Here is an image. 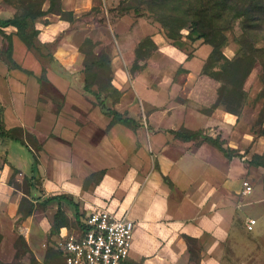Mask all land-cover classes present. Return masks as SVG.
I'll return each instance as SVG.
<instances>
[{"label": "crops", "instance_id": "1", "mask_svg": "<svg viewBox=\"0 0 264 264\" xmlns=\"http://www.w3.org/2000/svg\"><path fill=\"white\" fill-rule=\"evenodd\" d=\"M47 26L41 30L36 27L38 42L44 45L50 43V32L62 33L66 28L63 22ZM70 77L57 79L64 96L68 95L65 88ZM27 82L28 87L35 84L34 92H21ZM165 85L163 80L158 84L163 88ZM38 89L33 77L0 63V129H25L40 146L35 152L22 137L18 141L0 135V215L17 214L22 198L40 204L48 197L67 195L78 205L81 220L93 210L107 209L116 217L133 221L127 264H264V190H253L250 185L251 193H243L237 178L241 174L232 181L230 159L215 147L203 138V143L195 145L194 138L185 140L182 136L192 133L156 126L146 130L139 123L138 139L132 133L127 145L132 153L125 157V164H119L118 149L125 142L118 137L130 128L115 123L108 135L94 138L96 128L111 121L105 117L98 122L104 112L100 107L86 111L87 123L81 127L68 114L51 113L39 106L43 95ZM120 106L121 102L115 106L119 114ZM220 112L215 109L212 116L220 117ZM175 147L181 149L180 153ZM151 151L156 169H150L148 157L146 163L143 161ZM50 156L58 160L51 182L47 168ZM98 171L104 173L101 180L84 190V179ZM12 179L20 185L33 182L30 196L16 188ZM59 204L74 222V208L63 201L48 204L45 211L49 214L36 207L20 222L18 229L31 250L32 242L37 247L44 245ZM250 219L255 225L248 231Z\"/></svg>", "mask_w": 264, "mask_h": 264}, {"label": "rangeland", "instance_id": "2", "mask_svg": "<svg viewBox=\"0 0 264 264\" xmlns=\"http://www.w3.org/2000/svg\"><path fill=\"white\" fill-rule=\"evenodd\" d=\"M28 2L32 4L30 10H40L44 14L35 21V28L41 30L48 28L49 23L63 22L66 24L65 31L50 32V43L47 45L39 43L37 36L31 46H26L16 36L15 29L7 28L5 33L12 36L11 57L18 68L7 61V41L1 35L0 63L36 80L40 96L43 95L39 98V106L44 110L68 114L70 120L84 127L87 123L86 111L99 107L93 95L99 92L105 96L104 104L108 109L116 111V104L121 102L120 114L133 118L146 130L156 126L161 130L172 128L185 133H199L192 140L195 145L203 143L205 136L218 138L224 148L233 151V158L228 160L232 181L235 180L233 177L241 174L243 179L237 177L239 183L247 181L253 190H264V169L251 164L256 156H264L263 68L256 66L248 74L243 84L246 100L238 116L216 106L220 99L231 98L230 90L221 91L222 82L218 76L227 61L232 60L241 48L242 20H236L227 31L211 33L208 38H198V32L190 33L188 29L180 30V36H169L148 7L136 6L134 0H0V19L21 14L24 11L21 3ZM123 3L125 6H136L138 11H122L125 7ZM262 46L263 42H259L255 47ZM214 50L213 59L218 61L208 63V57ZM66 76H71V80L65 88L68 95L64 96L57 79ZM85 77L91 83L89 91L84 87ZM162 80L166 83L164 88L158 86ZM27 84L21 92L36 90L35 84L31 87ZM85 94L88 96L85 97ZM215 109H220V117L212 116ZM227 115L234 116L236 121ZM105 117L112 119L101 112L98 122ZM102 127L96 128L92 134L94 138L108 135L112 126L106 124ZM130 130L121 132L118 137L125 142L118 149L119 164H125V157L132 153L127 146L132 133L135 140L138 139V130ZM9 133L10 136L24 138L35 152L40 150L29 131L16 128ZM180 150L176 149L178 153ZM147 154L143 161L146 163L148 157L150 169H156L153 151ZM57 163L58 160L50 156L47 163L50 182ZM243 167L245 171L241 173ZM258 171L262 174L259 175ZM101 172L84 179L85 190L98 183ZM11 182L25 191L23 183L20 185L13 179ZM36 184L40 185L38 180ZM39 190L43 192L42 188ZM47 206L44 202L32 204L22 198L17 214L11 217L0 215V264H63L53 250L54 234L50 236L49 233L42 247L32 242L31 250L25 245L18 229L20 222L36 207L45 211ZM45 214L49 212L45 211ZM68 222L69 226H74L72 219L68 218Z\"/></svg>", "mask_w": 264, "mask_h": 264}, {"label": "trees", "instance_id": "3", "mask_svg": "<svg viewBox=\"0 0 264 264\" xmlns=\"http://www.w3.org/2000/svg\"><path fill=\"white\" fill-rule=\"evenodd\" d=\"M55 1V0H51ZM136 6L145 5L151 13L156 16L157 21L167 30L169 36H180V30L188 29L190 33L198 32V38H208L211 33L222 32L229 30L236 20H242V36L239 39L241 46L237 55L228 60L219 74L218 78L222 82V92L230 90L231 98L229 100L220 99L218 105L228 113L238 116L242 108L246 95L243 92V84L250 73L251 69L256 66L263 68L264 73V0H134ZM24 3V2H23ZM24 11L21 14L15 15L12 18L0 19V35L7 41L6 59L14 67L18 68L13 61L12 55V36L6 34L4 29L14 28L16 36L26 45L31 46L33 39L37 37L38 30L35 28V21L43 14L42 11H32L29 2L23 4ZM125 6V4L123 3ZM136 6H125L124 10L138 11ZM263 42V46L256 48V44ZM215 50L209 55L208 63H214L218 60L213 59ZM85 90L89 91L90 82L87 77L84 81ZM94 97L99 102V107L102 111L112 117L108 127L118 123L130 129H137L140 125L134 119L123 117L115 110L108 109L104 102L105 96L99 92L93 93ZM261 97L264 99V81ZM264 119V110L262 113ZM178 135H182L177 132ZM0 135L10 136L9 131L0 129ZM199 133L190 135H182L185 140H190L199 136ZM14 140L19 141V137L10 136ZM204 140L220 151L226 158H233V151L229 148H224L222 141L218 138L205 136ZM252 165L264 169V156H256L251 161ZM98 179L101 180L102 175ZM167 180L166 178H164ZM83 183V189L85 190ZM33 182L23 183V188L27 196H30ZM25 199V198H24ZM61 201L71 205L75 210L74 226L68 225V217L64 214L60 204L53 215L52 226L49 233L57 234L61 227L68 229H77L82 227L81 215L78 213V205L72 201V198L67 195H54L46 198L43 202L50 204L53 202L61 203ZM58 258L64 264L59 250L53 248Z\"/></svg>", "mask_w": 264, "mask_h": 264}, {"label": "built area", "instance_id": "4", "mask_svg": "<svg viewBox=\"0 0 264 264\" xmlns=\"http://www.w3.org/2000/svg\"><path fill=\"white\" fill-rule=\"evenodd\" d=\"M243 193L250 194L251 186L242 183ZM255 220L250 219L246 229L251 231ZM133 221L116 217L107 209L91 211L82 219V227H61L54 242L64 264H127L132 247Z\"/></svg>", "mask_w": 264, "mask_h": 264}]
</instances>
